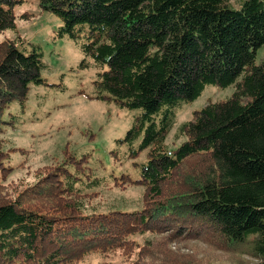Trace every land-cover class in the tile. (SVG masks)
Instances as JSON below:
<instances>
[{
	"label": "trees",
	"instance_id": "16d2710c",
	"mask_svg": "<svg viewBox=\"0 0 264 264\" xmlns=\"http://www.w3.org/2000/svg\"><path fill=\"white\" fill-rule=\"evenodd\" d=\"M21 3L0 0V33L16 31ZM38 3L61 20L54 39L83 40L80 68L98 69L94 98L142 109L119 142L141 139L149 159L138 178L115 177L121 188H144L136 210L87 204V189L101 185L88 155L67 153L32 179L8 182L24 163L13 164L16 149H5L6 112L44 82L45 62L27 39H0V188H20L0 202V264H79L90 253L117 250L132 264H222L217 252L264 261V55L257 59L264 0ZM207 85L234 91L195 110L179 126L184 141L171 149L175 108ZM202 246L212 258L199 256Z\"/></svg>",
	"mask_w": 264,
	"mask_h": 264
},
{
	"label": "rangeland",
	"instance_id": "374dc122",
	"mask_svg": "<svg viewBox=\"0 0 264 264\" xmlns=\"http://www.w3.org/2000/svg\"><path fill=\"white\" fill-rule=\"evenodd\" d=\"M15 13L18 16L17 29L0 33V39L22 37L27 39L28 47L40 48L44 52L45 67L42 68L44 82L31 85L29 97L22 105L14 101L6 112L10 120L2 134L5 149L15 148L11 154L13 164L19 165L8 177V182L32 179L36 170L65 159L67 153L79 158L88 155L87 166L92 175L99 178L101 185L87 189L91 197L85 198L87 204L98 210L110 208L136 210L142 206L144 188L138 185H115V177L122 174L138 178L141 169L149 159L148 150L140 149L141 139L132 145L119 142L132 127L135 117L142 109L121 108L114 102L94 98L98 69L96 66L80 68L84 58L82 42L68 37L54 39L61 20L53 13L42 11L39 0H21ZM264 55V46L258 51L257 59ZM201 96L183 102L175 108L174 118L167 135L171 149L179 146L185 137L178 135L179 126L193 118V112L210 101H217L231 95L234 85L221 87L207 85ZM161 112L157 120L162 117ZM136 151V152H135ZM135 152V153H134ZM12 189V190H11ZM0 188V202L7 200L9 194L17 196L19 189ZM179 189V186H177ZM88 194V195H90ZM86 202V201H85ZM91 209V208H89ZM147 236H136L143 241ZM159 235L155 238H162ZM178 249V244H169ZM183 248V251H187ZM200 255L213 257V252L202 246ZM244 252V251H243ZM220 255L222 264H264L247 253ZM79 264H132L120 250L103 253L93 252L84 257Z\"/></svg>",
	"mask_w": 264,
	"mask_h": 264
}]
</instances>
